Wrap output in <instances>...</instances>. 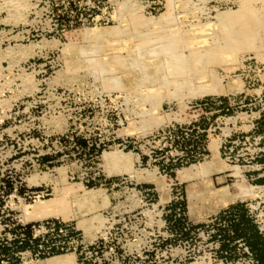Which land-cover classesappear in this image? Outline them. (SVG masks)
<instances>
[{
    "label": "rangeland",
    "instance_id": "obj_1",
    "mask_svg": "<svg viewBox=\"0 0 264 264\" xmlns=\"http://www.w3.org/2000/svg\"><path fill=\"white\" fill-rule=\"evenodd\" d=\"M256 177L264 0H0V242L41 239L0 264H253L209 233L235 201L264 232Z\"/></svg>",
    "mask_w": 264,
    "mask_h": 264
},
{
    "label": "trees",
    "instance_id": "obj_2",
    "mask_svg": "<svg viewBox=\"0 0 264 264\" xmlns=\"http://www.w3.org/2000/svg\"><path fill=\"white\" fill-rule=\"evenodd\" d=\"M204 102L205 101L200 100V105H203ZM201 108H205V106H201ZM260 116H262V114H260ZM204 130L205 127L202 125L200 131L194 130V134H181L180 137L184 138V140H193L194 145H196V141L200 140L201 137H204ZM193 138L196 139L194 140ZM76 139L80 144L87 145L84 137L79 136ZM87 147L90 150H98V148H94L92 143L87 145ZM42 158L46 159V156ZM191 160H193V158H191L190 161ZM167 169L169 170V175L173 176V169L170 166H168ZM256 180L259 183L264 182V177H256ZM165 206L167 212L164 213V218L166 222L170 223L169 229L173 235L185 236L190 230L204 224L201 222L189 223L185 220L183 200H172ZM53 224L54 229H56L59 224L63 225L65 223H59L58 220H55ZM30 225V222L18 225L19 228L23 229L22 235H14L7 242L6 240L0 242V261L10 260V262H17L19 261L18 253L21 250L28 248L30 244L37 246V242L41 239L38 236H32ZM211 225L213 227L209 234L216 242V252L219 254H234V251L240 250L241 253L245 254L241 246L238 245V241H240L246 246L251 258L255 261V264H264V232L258 228L254 218L249 214L244 201H235L220 210L217 215L213 216ZM69 232H73V230L68 228L67 234ZM49 252L58 253L60 251L51 249L47 253ZM3 258L5 260H3Z\"/></svg>",
    "mask_w": 264,
    "mask_h": 264
},
{
    "label": "built area",
    "instance_id": "obj_3",
    "mask_svg": "<svg viewBox=\"0 0 264 264\" xmlns=\"http://www.w3.org/2000/svg\"><path fill=\"white\" fill-rule=\"evenodd\" d=\"M52 228H53V227H52ZM258 228L260 229L259 226H258ZM57 229L60 230V228H57ZM260 230H261V229H260ZM238 245L241 246V248H242V250L244 251V253L247 254L248 257L250 258V260L252 261V263L255 264V261L251 258L250 253L248 252L246 246H245L242 242H240V241H238Z\"/></svg>",
    "mask_w": 264,
    "mask_h": 264
},
{
    "label": "bare ground",
    "instance_id": "obj_4",
    "mask_svg": "<svg viewBox=\"0 0 264 264\" xmlns=\"http://www.w3.org/2000/svg\"><path fill=\"white\" fill-rule=\"evenodd\" d=\"M250 4V3H249ZM248 7V6H247ZM251 7H252V5H251ZM249 9V8H248ZM250 12V11H249ZM19 16V15H18ZM249 18V17H248ZM255 32V31H254ZM163 47V46H162ZM156 51V50H155Z\"/></svg>",
    "mask_w": 264,
    "mask_h": 264
},
{
    "label": "crops",
    "instance_id": "obj_5",
    "mask_svg": "<svg viewBox=\"0 0 264 264\" xmlns=\"http://www.w3.org/2000/svg\"><path fill=\"white\" fill-rule=\"evenodd\" d=\"M217 116V115H216ZM214 118H215V116H214Z\"/></svg>",
    "mask_w": 264,
    "mask_h": 264
}]
</instances>
